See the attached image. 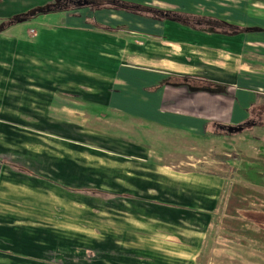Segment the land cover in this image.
<instances>
[{
    "label": "crops",
    "instance_id": "obj_1",
    "mask_svg": "<svg viewBox=\"0 0 264 264\" xmlns=\"http://www.w3.org/2000/svg\"><path fill=\"white\" fill-rule=\"evenodd\" d=\"M55 1L0 0V68L10 59L4 50L18 52L21 42L31 45L35 65L43 60L35 56L42 49L49 53L47 58L57 59L43 60L45 66L53 65L45 76L52 80L58 69L61 78L58 83L53 80L57 88H46L43 96L36 89L26 91L18 73L10 84L0 86V264H56L67 255L62 251L69 242L84 249L86 257L92 255V264H118L116 259L129 257L136 258L131 264H198L213 245L208 233L225 181L153 164L157 140L149 132L195 135L212 125L263 127L264 54L258 47H264V25L257 22L264 23V18L246 0L237 5L227 4L229 0H115L165 12L162 20L147 12L122 15L124 25L118 24L124 29L130 24L128 17L139 19L130 31L139 36L135 49L131 37L117 38L114 27L103 19L101 28L107 33L102 36L96 27L81 25L78 41L55 37L71 24L67 19L92 14L96 21L93 15L101 9L92 4L99 0H57L53 13L14 21ZM67 4L75 7L67 11L62 8ZM56 20L64 25H54ZM21 25L30 27L26 36ZM116 39L123 42L122 51L103 57L105 46L114 48ZM158 43L187 50L188 61L149 55L150 46ZM63 45L68 51H81L64 63L56 56ZM23 96L32 101H21ZM43 97V104L49 99L46 110L61 117L41 120L44 132L38 138L45 145L40 147L29 138L40 130V119L31 115ZM102 97L107 98V113L128 121L123 130L129 137L124 141L94 133L89 137L84 132L87 120L73 121V114L101 110ZM82 106L87 110L81 112ZM133 120L140 124L138 139L131 137ZM115 141L123 142L121 150ZM51 145L65 155L74 153L77 160L51 158L45 152ZM20 165L30 174L21 172ZM117 171L123 174L119 180ZM65 187L95 188L109 198L84 199L69 195ZM87 241L90 246H85Z\"/></svg>",
    "mask_w": 264,
    "mask_h": 264
},
{
    "label": "rangeland",
    "instance_id": "obj_2",
    "mask_svg": "<svg viewBox=\"0 0 264 264\" xmlns=\"http://www.w3.org/2000/svg\"><path fill=\"white\" fill-rule=\"evenodd\" d=\"M241 0H229L227 4L230 5H237ZM244 1V0H242ZM253 4V10L256 11L255 14L259 17L264 18V0H246ZM59 1H55L54 5L51 7V5L46 6L44 8H40L43 10H33L31 12H27L19 17L14 18V21H24L28 20L31 17H34L35 15L39 14L41 11H45L46 9H50L47 13H53L56 9H58V3ZM93 3V2H91ZM94 7L92 8H98L100 7L101 13H96L93 15L96 21H93L92 14L91 17L84 19V18H72L67 19L68 22H71V24L64 25L63 23L56 20V26H65L64 32L59 31V34L55 37L60 38H69L73 39L75 41H78L80 37V30L77 29L79 26L83 25L86 28L89 27H96L97 30L101 33L100 36H102L103 33H107L106 29L101 28V19L104 20L105 23H109V28L113 26L112 28L115 31V36L117 38H124L129 39L132 38V44L131 47L135 49L138 47L134 40H139V36L136 33L130 32L131 30H135L139 23V19L137 18H131L128 17L130 24L127 26V28H122L118 23L123 24L121 18L122 15H126L129 13H138L141 14V12H147L148 14L152 15L153 18H158L160 20L163 19L161 16L165 12L155 10L152 8H144L140 7V9L136 6H132L130 9L124 10L121 9V13L118 12V9L116 6L112 5L109 0H99L94 1V4H92ZM65 8L67 11H70L72 8L75 7L73 4H67L65 5ZM108 6V7H107ZM263 6V7H262ZM51 7V8H48ZM259 7H262L259 9ZM116 9V14L114 13V9ZM120 11V10H119ZM150 11V12H148ZM152 12V13H151ZM249 12V11H248ZM154 13V14H153ZM250 13V12H249ZM45 14V13H40ZM34 15V16H32ZM245 15H247L245 13ZM90 16V14H88ZM103 17V18H102ZM162 17V18H161ZM113 19H116L117 24H112L114 21ZM187 19V18H186ZM189 19V18H188ZM87 20L88 22H86ZM91 20V21H90ZM154 21V19H153ZM246 21H250L248 18ZM202 24V23H201ZM206 24V23H204ZM124 25V24H123ZM252 25V24H251ZM257 25H264V23L257 22ZM98 26V27H97ZM106 27L107 24H105ZM253 26V25H252ZM30 27L27 25H21L19 29L21 32L26 36V33L28 32ZM70 28V29H69ZM73 28V29H72ZM76 29V30H75ZM112 34V33H110ZM152 34H155L152 33ZM47 33H42V37H45ZM119 39H116V46L114 48L105 46L106 50L105 52H101L103 57L112 56L114 53H120L122 51V48L124 47L123 42H119ZM154 42V41H152ZM5 45H12L11 42H7L4 40ZM155 43V42H154ZM15 44V43H14ZM19 51L16 52L15 50H11L9 54L6 50H4L5 57H10L9 60L4 61V65L0 68V86H5L8 83H11L13 73L17 74L20 78V85L23 86V88L30 92L32 89H36L42 96L44 95V90L46 88H49L53 85L52 88H57L53 84V80H55L57 83L60 78V72L57 69L56 70V76L52 77V80H49L48 76H45V70L48 69V67H53L52 64H49L48 66H45L47 64L44 62L45 60L50 63V60H57L55 58H47L49 56V53L46 52L44 49L38 51L35 53L36 58L39 57L43 60L36 61V65L34 64V59L32 58V52H31V45L26 43L19 42ZM159 45H153L150 46L149 49V55L155 56V54H160V56L167 58V59H178L182 61V58H184V61H188V57L190 54H188L187 50H183L180 46L178 47H169L165 46V44L158 43ZM2 46V45H1ZM163 47L165 50H163ZM162 48V49H161ZM262 51L261 54H264V47H258ZM80 49L71 48L69 51L67 48L63 45L62 48L59 50V53H57L58 58H62L64 60V63H68V58L73 57L78 52H80ZM134 51V50H133ZM251 55V54H249ZM138 56V55H137ZM196 57V56H195ZM264 57V56H263ZM12 61L18 62L19 66H12ZM78 62V61H77ZM194 63V62H193ZM9 64V65H8ZM77 66L81 65V62L76 63ZM196 64H200L199 61L196 60ZM245 64H252L250 61L245 62ZM73 66V65H72ZM71 66V67H72ZM69 69H78L79 67H73ZM70 75V73H68ZM66 76V75H65ZM57 77V78H55ZM61 79V78H60ZM21 98V97H20ZM23 99V100H21ZM20 100L25 101L26 103L32 101V99L28 96H23ZM43 98H40L41 102L39 103L40 106L37 108V113H32L31 117L33 119H37L38 126L40 130L34 131L35 137L29 138L31 139V143H40L41 145L36 144V146L43 147L44 142L39 141V136H42L43 126L40 122L46 118L47 120L51 121H59L60 120V114L59 113H52L50 110H46L47 103L49 102V99L45 100V104H43ZM98 101L102 102L105 105H102L104 107H101L102 109H96L92 108V112L94 114L90 113H79L78 115L73 114L71 115L73 121L75 117H81V119L84 117V119L87 120V122H84V125L87 126V128L84 130V132L88 133L89 137H103L102 139H109V138H119L124 141V139L128 138V133H125L123 130V127L125 123H128V121L119 114L112 115L110 113H107L108 110L107 107V98H100ZM64 103V102H63ZM87 110L86 106H82L81 112H84ZM42 120V121H41ZM257 123L256 120L254 121V124ZM132 135L131 137L134 139H138V133L142 134L140 131V124H136L133 120L132 124ZM33 132V131H31ZM40 132V133H39ZM44 132V131H43ZM89 133H94L96 135H91ZM41 134V135H40ZM137 134V135H136ZM149 134L152 135L153 138L157 140V147L155 151V160L153 161V164H157L159 166H164L172 169L173 171L177 172H192L194 174H202V175H218L223 176V180L225 181V186L223 190V199L225 200L226 196L228 195L230 186L235 182H240V179H238L236 173L233 171V169H239L240 164L237 159H233L229 164V170L223 169V160L221 158L223 157H237L238 155H245L248 157H255L260 151H264L262 149V145L264 144V126H256V127H225V126H218V125H212L211 127H207L205 131H199L195 135L191 134H185V133H175V132H168L164 130H152L149 132ZM137 136V137H136ZM27 138V137H26ZM20 143H22V140H20ZM116 146H118L117 150H121L123 148L122 144L123 142L118 141L116 142ZM40 147H36V151H40ZM23 148V147H21ZM113 149V146H111V150ZM45 152L50 155L51 158H56L60 155H64L65 158H72L74 161H76L78 157L75 156L74 153H67L68 155H65L66 152H60L59 150L55 149L54 145L46 146ZM72 155V156H71ZM221 157V158H219ZM81 161V158H80ZM84 164H87V162H83ZM91 164V162H88ZM20 171L24 172L25 174H30L29 170L25 167L20 165L19 166ZM120 177H123V174L121 172L115 173V178L119 180ZM95 189V188H91ZM258 191H261L264 193V189L261 188H255ZM98 190V189H96ZM100 191V190H99ZM69 195H74V193L69 192ZM105 193V192H104ZM79 195V194H78ZM108 195V194H107ZM84 199H91L94 197V199H98L99 201H107L108 196H82ZM222 199V201H223ZM223 209L221 207H217L215 214L213 215V218L211 220V227L210 231L208 233V237L212 240L213 245L205 250V252L202 254V257L199 260L198 264H231V261H236L244 264H264V253L255 251L252 246L243 247L225 240H221L218 238L219 232V221H220V215L222 214ZM90 246V243L87 241L85 242V246ZM63 246V244H62ZM62 249V247H61ZM87 250V249H86ZM67 252L66 254L68 257L64 255L60 260H55L56 264H92V255L89 257H86L84 254V249H81L80 247H76L75 243L69 242L68 243V249L67 251L63 250L62 255ZM207 252V253H206ZM210 254V255H209ZM132 259V261L130 260ZM136 259L134 257L132 258H119L116 259L118 264H131L133 260ZM105 260L107 261V257H105ZM115 259H112V262H114ZM143 264V263H142ZM148 264L150 262L148 261Z\"/></svg>",
    "mask_w": 264,
    "mask_h": 264
},
{
    "label": "trees",
    "instance_id": "obj_3",
    "mask_svg": "<svg viewBox=\"0 0 264 264\" xmlns=\"http://www.w3.org/2000/svg\"><path fill=\"white\" fill-rule=\"evenodd\" d=\"M109 2L120 9L131 8L126 3H119L115 0H109ZM49 10L46 9L39 13ZM161 16L163 19L165 18V14ZM172 19L176 20V18ZM262 149L264 150V144ZM221 159L223 160L222 167L225 170H229L227 164L233 159L239 161L240 168L233 169V171L242 183H233L225 200L222 195L220 197L219 207L223 211L218 224V238L243 247L252 246L255 251L264 253V193L255 189H264V151H260L255 157L240 154L237 157L228 156ZM210 176L223 178V176L215 174ZM65 189L82 196H108L107 193L91 188L65 187Z\"/></svg>",
    "mask_w": 264,
    "mask_h": 264
},
{
    "label": "built area",
    "instance_id": "obj_4",
    "mask_svg": "<svg viewBox=\"0 0 264 264\" xmlns=\"http://www.w3.org/2000/svg\"><path fill=\"white\" fill-rule=\"evenodd\" d=\"M31 33H33V32H31ZM34 35V34H33Z\"/></svg>",
    "mask_w": 264,
    "mask_h": 264
}]
</instances>
